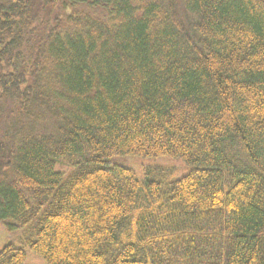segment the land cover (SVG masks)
Returning <instances> with one entry per match:
<instances>
[{
  "label": "trees",
  "instance_id": "trees-1",
  "mask_svg": "<svg viewBox=\"0 0 264 264\" xmlns=\"http://www.w3.org/2000/svg\"><path fill=\"white\" fill-rule=\"evenodd\" d=\"M1 223L0 264H264V0H0Z\"/></svg>",
  "mask_w": 264,
  "mask_h": 264
},
{
  "label": "rangeland",
  "instance_id": "rangeland-1",
  "mask_svg": "<svg viewBox=\"0 0 264 264\" xmlns=\"http://www.w3.org/2000/svg\"><path fill=\"white\" fill-rule=\"evenodd\" d=\"M119 162L133 168L136 173L141 176L143 168L149 165L162 164L171 165L178 170V177H182L189 172V166L180 159L169 156L159 157H136L128 156L118 159ZM20 234L19 229H10L4 223L0 224V250L9 243L18 244L17 238ZM23 264H48L44 258L32 251L30 248L26 249V259Z\"/></svg>",
  "mask_w": 264,
  "mask_h": 264
}]
</instances>
